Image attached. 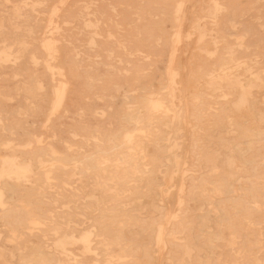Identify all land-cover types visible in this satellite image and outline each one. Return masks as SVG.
Segmentation results:
<instances>
[{
	"label": "rangeland",
	"instance_id": "374dc122",
	"mask_svg": "<svg viewBox=\"0 0 264 264\" xmlns=\"http://www.w3.org/2000/svg\"><path fill=\"white\" fill-rule=\"evenodd\" d=\"M25 1H0V25L5 28L0 26V251L8 264H14V255H11L14 217L26 220L28 228L23 231L32 243L41 244L45 250L53 249L52 236L46 231V218L49 200L60 197L62 187L56 185L55 179H49L53 184L48 187L46 173L39 164L45 156H37L32 151L50 143L61 154L74 155L78 151L86 154L93 149L95 139L90 136L85 140L81 132L95 135L105 132L110 137L132 131L134 121L123 116L140 110L138 99L151 101L157 96H164L169 109L158 112L160 119L150 128L161 138L141 141L147 154L144 160L150 162L146 167L154 170L150 173L152 192L136 200L142 204L143 216L147 215L152 198L169 211L177 205V188L176 191L175 187L170 188L165 195L157 192V187L165 188L166 175L172 174L175 181L180 178L176 181L179 184L182 178L188 187L207 173L202 154L224 157L234 152L239 166L233 174L237 178L231 195L247 201L246 212H233L236 236L232 241L233 231L224 228L216 253L226 259L225 264H242V258L234 263L229 257L237 256L236 248L251 247L262 260L264 0H27V4ZM178 2H183L182 6ZM19 9L21 12H17ZM177 34H181L177 38L180 41L176 39ZM45 41L55 46L57 56L51 63L64 72L63 76L52 78L48 73L50 59L43 48ZM230 52L240 62L233 72L243 67L254 71V78L240 74L243 92L225 91L218 85L223 73L218 61H226ZM58 89L63 91L61 99L55 98ZM236 123L250 128L251 136H241ZM75 129L78 134L74 133ZM154 158L158 163H152ZM251 166L256 172L249 169ZM16 168L26 169V173L17 177ZM78 177L72 176L65 187L77 186ZM85 182L88 180L84 179ZM139 182L147 183L135 180ZM253 185L258 194L256 202L251 195ZM59 204L56 202L52 214L64 208ZM188 204L196 212L200 208L193 201ZM213 215L209 213L211 225L215 223ZM29 219L39 221L34 224ZM73 253L78 255L79 251L72 250ZM153 255L163 256L159 252Z\"/></svg>",
	"mask_w": 264,
	"mask_h": 264
},
{
	"label": "bare ground",
	"instance_id": "6f19581e",
	"mask_svg": "<svg viewBox=\"0 0 264 264\" xmlns=\"http://www.w3.org/2000/svg\"><path fill=\"white\" fill-rule=\"evenodd\" d=\"M33 2L31 4L34 5ZM62 2H64V0ZM179 2V6H182L181 3L183 2ZM25 3L23 4L25 5ZM216 6L217 4L215 5V8ZM51 11L53 12V10ZM17 12H21L20 9ZM217 12L218 11H216V13ZM175 15H177V13ZM190 15L192 16L191 13ZM176 23L178 22L176 21ZM14 25L16 24H13V26ZM175 27L173 29H175ZM174 35L175 33L172 34L173 37H175ZM179 36L176 37V39L179 38ZM173 37H171V39ZM47 39L50 40L51 38H46V40ZM177 40L180 41L179 39ZM53 42L55 41H52V43ZM44 44L45 45L42 46L50 59L47 63L48 73L52 78H54L55 75L63 76L64 72L61 69H55V64L53 65L51 63V59H54L57 56L55 46H51V43L49 42ZM210 55H212V53H210ZM171 56L169 60H171ZM176 58L178 57L176 56ZM218 62L219 68L222 70L221 72H223L222 75H220L221 79H219L218 85L221 89H225V91H244V84L242 83V79L239 78L242 73L245 77H255L254 71L251 67H243L241 71L233 72L234 68L237 69L239 67L240 62L237 61L236 57L231 52L229 53L226 61L219 60ZM240 65H243V63ZM70 73H72V71ZM217 75L219 76V74ZM207 77L213 78L214 76L212 75L211 77ZM172 78H174L173 74ZM171 82L173 81L171 80ZM56 93L57 97L55 98L61 99L63 91L58 89L57 91L55 90V96ZM150 94L153 95L154 93ZM222 96L224 97V94ZM163 97L157 96L151 101H149L150 98H147L149 99L148 101L145 99H138L136 101L138 106L137 109L140 110H137L135 114H125V116H123V118H126L127 120L129 119V121H134L135 127L132 131H125L123 135L116 133L107 137L105 132H98L96 135L87 131L81 132V135L85 140H88L90 136L95 139L93 149L86 154L80 151L74 155L70 153L61 154L50 143L40 145L32 151L34 152L33 154H36L37 156H45L43 160L39 161V164L42 165L44 172L46 173L45 180L48 183V187L53 184L49 179H55V181H57L56 185H61L62 187V190L59 193L60 197L51 198L49 200V214L46 218V231L52 236L53 249L45 250L41 244L32 243L33 241L28 238L23 231L25 227H27L25 225L26 220L14 217V234L12 235V239L14 240V250L11 253V255H14V264H61L58 260H61L64 264H225L226 259H224V261L216 253V249L221 245L219 241L223 239V229L227 228L233 231V241L236 236L233 230L235 225L233 212L237 214L246 212L245 202H247L244 199H240L242 198L241 196L233 197L231 195L234 191L232 185L237 178H235L233 174L239 166V161L237 160L234 152L228 153L224 157L202 154L201 157L207 166V173L205 176L193 180L188 187H185L182 178L179 184L176 181H179L180 178H177L178 180L176 179L175 181L174 179L176 177L174 178L172 174L166 175L164 179L165 188L157 187V192L159 195H163L170 188L175 187V191L177 188V205L173 210L169 211V209H165L163 205H157L156 201L153 200L154 198H152V203L148 207L147 215L143 216L141 212L142 204L136 201L141 196L152 192V189H150L151 185L149 186V184L150 179L152 180L150 173L154 170H148V166L146 167V165L150 162L144 160L147 154L144 152L143 143L141 141L145 140V138L149 140H157L161 138L154 135L152 129L150 128L151 125L156 123V120L158 121L160 119L158 112L168 111L169 109V104H166ZM171 97L173 99V96ZM125 99L128 100L129 98L126 96ZM252 112H254V108H252ZM185 114L186 113H184V116H186ZM185 118L186 117H183V119ZM184 123L186 124V122H183L182 124ZM183 127L184 126L181 128ZM236 127L241 136H251L250 128L244 127L239 123H236ZM74 133L78 134V130L75 129ZM120 139L121 141H118ZM105 141L108 143L104 145ZM9 153V155H11V152ZM240 153L242 154V152ZM152 163L156 164L158 163V160L154 158L152 159ZM31 166L35 167V165L33 166L32 164ZM154 169H157V166H154ZM249 169L256 172V168L254 166L249 167ZM25 171L26 169L16 168L14 173H17V177H19V174H22ZM75 175H79L77 180L80 183L73 189H71V187L66 188L65 185L67 183L69 184L72 176ZM84 179H87L88 183H83ZM135 180L146 181L147 183L145 185L141 182L135 183ZM144 188L147 189L144 190ZM172 192L173 191L171 190V193ZM251 195H253L252 197H255L256 202L258 194L256 193V187L254 185L252 186ZM76 199H78V201H76ZM190 201H193L195 205L200 207L198 209L199 211L197 210L196 212L194 208L189 206L188 203ZM56 202H59V206L64 208L57 214H52V211H54L57 207L55 205ZM254 204L256 205V203ZM202 206H207V209L202 208ZM210 212L215 213V215H213L215 218V223H213V225L209 223V219H211L209 218ZM29 220L33 221L34 224L39 221L37 220L35 222L34 219ZM8 245H10L9 242ZM72 250L79 251L78 255L74 253V255H71ZM235 250L237 256L235 258L231 256L229 257V260L234 263H238V259L240 261V258H242V264H264V258L262 260L259 259V257L255 254V250L251 247L241 249L236 248ZM154 252H159L163 256L155 257L153 255ZM239 253H241V255ZM8 263L9 262L5 259L4 253L0 251V264Z\"/></svg>",
	"mask_w": 264,
	"mask_h": 264
}]
</instances>
